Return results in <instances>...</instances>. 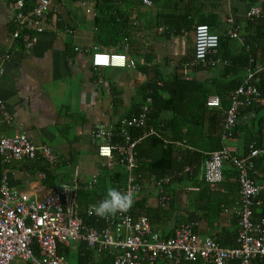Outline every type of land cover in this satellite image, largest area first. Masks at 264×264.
<instances>
[{
    "label": "crops",
    "instance_id": "crops-1",
    "mask_svg": "<svg viewBox=\"0 0 264 264\" xmlns=\"http://www.w3.org/2000/svg\"><path fill=\"white\" fill-rule=\"evenodd\" d=\"M15 1L0 0V67L3 68L0 73V140L2 137L26 134L37 147L51 148L58 161L49 164L42 158L36 161H11L4 165L0 156L3 168L0 181L7 175L11 188L35 200H43L61 184L78 182L84 185L93 177L103 174V159L98 155L99 143L93 133L101 126L118 125L120 129L124 118L141 114L144 107H148L150 112L152 99H146L150 91L145 90L148 84L162 86L165 81L179 78L210 85L216 79H234L232 75L224 77L220 66L198 68L194 65L193 26L196 23L208 20L212 32L227 36L234 25L230 20L247 29V12L253 6L260 7L264 12V0H152L151 7L142 0L120 2L118 21L128 25V36L118 52L125 53L134 65L93 68L91 60L95 49L106 50L98 41L103 33L96 25V15L87 13L79 2L54 0L59 14H51L46 31L39 33L16 22ZM87 6L96 12L94 2ZM184 16H188L190 21L182 20L176 25L174 19ZM249 28V32H253L252 27ZM240 36L241 40L231 39L235 40L232 41L234 49L238 44H243L245 35ZM255 54V63L264 67V50L258 47ZM250 67L251 63L240 76L244 78ZM164 96L169 97L168 94ZM212 96L218 95L212 93L209 97ZM228 102L230 105V97ZM186 104L187 101L182 108ZM221 107L222 102L217 109ZM150 113L147 128H136V135L132 132L134 129L130 130L133 138L144 136L149 128L156 132L146 137L149 140L142 142L140 154L145 161L144 187L134 201L136 213L147 216L151 227L163 238L171 237L180 224L193 218L199 219V237H212L222 245L224 232L237 231L238 228L234 213L239 200V183L232 175L234 171L230 161L224 164L225 179L220 186L211 187L204 182L205 156L215 152L210 150L212 146L208 138L219 130L216 129L213 113L209 115L214 122L213 129L210 125L203 132L200 129L191 130L190 136L195 133L192 136L195 141L193 145L184 140H173L172 136H176L177 131H172L171 127L164 129L162 123L170 125L173 122L172 113L160 112L155 120H152ZM262 116L264 102L258 106L257 113L253 111L243 116L241 122L244 130L235 137L224 140L225 134H221L222 146L228 147L234 156H243L247 152L245 145L249 135L255 134L258 140L264 138V125L261 128L258 126ZM220 126L225 129V116ZM186 131L183 128L182 134L187 135ZM153 136L161 138L165 145L173 143L175 158L178 161L182 159L187 164L185 167L191 166L190 160L197 159L192 152L200 154L197 164L193 163L192 168L196 167L192 177L184 174L180 168L172 174L171 183L163 189L154 184L158 175L151 170L149 163L165 167L168 161L167 158L162 160V157L153 159L159 145L158 138ZM118 140H122L121 135ZM259 160L256 162L258 174L255 177L261 181L264 159ZM44 163L50 168L49 174L43 170L46 167ZM115 170L124 171L120 167ZM112 181L115 184L118 182L113 176L108 182ZM162 195L170 199L167 209L159 205ZM80 199L84 201V195L80 198L79 194L77 201ZM225 206L227 212L222 210ZM81 246H62L58 252L66 259L71 252L78 254L76 264H80ZM83 251H92L87 264H109L94 248L83 246ZM10 264L30 263L16 258Z\"/></svg>",
    "mask_w": 264,
    "mask_h": 264
},
{
    "label": "built area",
    "instance_id": "built-area-1",
    "mask_svg": "<svg viewBox=\"0 0 264 264\" xmlns=\"http://www.w3.org/2000/svg\"><path fill=\"white\" fill-rule=\"evenodd\" d=\"M29 2L28 5L26 0L16 1V22L39 33L45 32L50 15L59 14L54 0ZM90 2L95 3V0L79 3L87 13L96 15V12L87 6ZM142 2L148 7L153 5L152 0ZM261 15L262 9L258 6H253L247 12L248 19L260 18ZM230 22L234 25L228 30L227 36L241 40L242 26L232 20ZM193 33L194 65L215 66L216 61L209 57L219 48V35L212 32L207 24L194 26ZM91 63L93 68H125L134 65L124 54L97 48L92 54ZM263 70L264 67L252 59L244 81L231 92L230 105L225 111L227 131L236 125L242 108L252 106L260 99L257 82ZM1 72L3 68L0 67ZM207 105L220 107L221 100L218 96L209 97ZM149 113V108L144 107L141 114L124 118L120 129L118 125L101 126L93 133L99 143L98 155L103 159L102 169H124L126 182L121 190L130 191L134 198L126 210L104 217L105 225L101 228L96 225L89 226L84 222L77 203L80 190L95 189L99 176L93 177L84 185L78 182L61 184L43 200H35L28 194L11 188L8 176L4 175L0 186V264H10L16 258L30 264H68L66 257L59 254V248L83 243L98 252L109 251L114 256L113 264H156L160 259L174 264L184 261L196 264H254L258 260L264 262V218L254 220L252 210L253 199L264 192V182L253 179L258 174L257 160L264 158V146L258 147L255 142L250 144L247 153L239 157L233 156L231 150L224 146L210 153L204 165L203 179L210 185H219L224 181L226 161L232 162L238 170L239 200L235 213L239 215V231L236 246L226 248L212 237L200 238L197 232L199 222L193 221L180 224L171 237L162 238L152 230L147 216L137 219L132 216L134 201L144 187V174L140 172L141 164L136 148L142 140L156 132L149 128L144 136L133 138L130 130L147 128ZM117 135L118 138L121 135V141L115 139ZM231 135L232 132L225 134L224 140L230 139ZM0 156L4 165L11 161H36L42 158L49 164L58 161V156L51 148L37 147L26 134L2 137ZM182 172L192 175L193 168L183 167ZM171 181L172 177L165 175L154 179V184L163 189ZM169 200L167 195L161 196L159 204L162 209L168 208ZM86 213L88 217L98 218L96 223L99 222L101 217L95 214V205L88 206Z\"/></svg>",
    "mask_w": 264,
    "mask_h": 264
},
{
    "label": "trees",
    "instance_id": "trees-1",
    "mask_svg": "<svg viewBox=\"0 0 264 264\" xmlns=\"http://www.w3.org/2000/svg\"><path fill=\"white\" fill-rule=\"evenodd\" d=\"M71 1L80 2V1H85V0H71ZM127 1L129 0H95V10H96L95 22H96L97 27L102 29L103 34L100 35V37L98 38V41L100 42L102 49L103 48L106 49L103 51H109L113 53L126 55L123 52L122 53L118 52L122 49L121 48L123 47L122 43L126 41V38L128 36V31H127L128 25H125L123 23H120V21H118L119 20L118 4L120 2H127ZM26 2L29 5L30 3L29 0H26ZM28 5L26 4V6ZM188 19H189L188 16H184V17H176L174 20H175V24L179 25L182 20L190 21ZM198 24H207L210 27V22L208 20H204V19L200 20L194 26ZM247 24H248L247 26L248 28L247 29L244 28L243 30L240 31V34L245 35V37H243L244 40H243L242 45L238 44L237 47L234 49L235 44L232 41H235L236 39L231 40V38L228 36H219L220 38L219 48L215 54H212L209 57V59H212V61H216V65L215 66L209 65L207 67H203L202 65L198 66V68H215V67L220 66L222 75L224 77L232 75L234 76V79H231V80H217L216 79L215 81H212V83L209 85V83H206V82L198 83V82L185 81L179 78H174V79H170L168 81L163 82L162 86H158L156 84H148L145 87V90L150 91V93L147 94L146 99L147 97H150L152 99V102H151L152 110L150 111L151 112L150 116L152 120L159 118V115L161 114L160 112L165 111V112L172 113L173 122H171L170 125L167 123L165 125V122H164L162 123V125L164 129L165 127L166 128L171 127L172 131L174 132L177 131V134H175L176 136L174 135L172 136L173 140H180V141L184 140L188 142L189 145L195 144L194 138L192 137L193 135L195 136V133H192L193 135L190 136L191 130L200 129L203 132L205 128L207 129L208 127H210V125H212V129H213L214 122L209 117V115L213 113V116L216 119V123H217L216 129H219V130L217 134L211 133L212 137L209 136L208 139H209L210 146H212L210 150L217 151V150H220L222 147H224L222 146L223 144L221 142L222 133L229 135V132H232L230 139L235 137L238 132H241L244 130L243 122H241V120L243 119V116L249 115L253 111L257 113L258 106H260L264 102V70L259 74L260 80H258L257 82L258 89L261 93L260 99L256 103H254L252 106L241 109L237 123L233 128H231V130L227 131L226 129L221 128L220 126V122L224 118L225 111L227 110L228 105H229L228 97H230L229 96L230 93L234 91L237 87H239L246 77V76L244 78L241 77L240 76L241 73L245 71V68L248 67L249 63H251L250 59L255 58V55H256L255 53H257V48L260 47L262 51L264 50V12L262 11V15L260 16V18L249 19ZM103 27L105 29H103ZM249 27H252L253 32H249V29H250ZM176 29L180 30L178 28ZM243 31H245V33ZM232 44H233V47H232ZM212 93L217 94L221 98V102H222L221 108H218V109L217 107L210 108L207 105L208 98ZM165 94H168L169 97L166 98L164 96ZM186 101H187V104L184 106L185 108H182L183 103ZM131 117L132 116H128V118H131ZM178 118L180 119V121H177ZM263 125H264V116L260 117L258 121V126H260V128ZM183 128H186V130L189 132L188 133L186 131L187 135L182 134ZM222 129H224L223 130L224 132L222 131ZM135 130L136 128L132 131L134 135H136V133H134ZM262 134H263V131L260 135ZM153 137H155V139L158 138L157 140L159 142V145L156 147L154 151L155 157H153V159L162 157V160H163V158H167L168 165L163 167L159 164L155 165L154 163H149V166L151 170L156 175H158L156 177L157 179H160L164 177L165 175H169L173 177L172 174L174 172L178 171L180 168L183 169V167H185L184 165H187V164H184V161H182V159L178 161L177 158H175L176 150H175V147L173 146V143L165 145L161 138L157 136H153ZM147 139L148 138L144 139L142 142H144ZM263 139L264 138H262L261 140H258L255 134L249 135V138L248 140H246V145H245L247 149L246 151L248 152L249 146L252 142H255L258 147L264 146ZM142 142L136 148L137 158L140 164L142 163V165L140 166V172H143V169H145L144 168L145 161L143 160L140 154V151L142 148ZM187 152L188 151H184V153L190 154ZM191 154H194L195 156L194 158H197L194 161L190 160L189 161L190 163L188 162L189 165L191 164V167H192L194 166L193 163L197 164L198 160H200V154L195 153V152H192ZM205 158L207 159L208 156H205ZM262 159L264 158H261L260 160ZM229 164L234 171L232 175L236 176L237 178L238 170L232 164V162H229ZM44 165L46 164L44 163ZM195 167H193V174H194ZM43 170L49 174L50 168L46 165V167H44ZM224 173H225V168H224ZM193 174L192 175L187 174V175L189 177H192ZM262 174H263L262 175L263 180L258 181L259 179L256 178L255 176L253 179L257 182H264V171ZM125 175H126L125 170L124 171L104 170L103 174L99 176V183L95 189H92L91 191L80 190L79 192L80 198H82L84 195L85 200L81 201L80 199V201H77L78 206H79V213L87 225L89 226L96 225L99 228L105 225L104 217H101L99 219V222L96 223V220L98 218H94V216L88 217L86 210L89 205L93 203L97 204L101 199H103L107 191L110 188L116 187V188L122 189L126 182ZM2 176H3L2 159L0 158V180ZM112 176L113 178L117 179L118 181L117 184H115L114 181L108 182V180H110ZM1 183L2 182L0 181V185ZM208 185L211 187L220 186V184L219 185L208 184ZM238 190H239V186H238ZM84 192H88V193L85 194ZM225 209H227L226 206L223 207L222 210L227 212V210ZM252 210H253L254 220H260L264 218V192L253 199ZM131 214L135 219L140 217V215L136 213V208L134 204L131 209ZM234 217L237 220L238 228L236 229L237 231L234 230L233 232L231 231L224 232V235H223L224 240L221 246L226 247V248H231L237 245V237H238V231H239L238 213H234ZM192 221L199 222V219L193 218L185 223H189ZM149 222H150V219H149ZM152 230L156 232L153 228ZM216 241L218 240L216 239ZM83 246H88V245L83 243L81 248L79 249V253H80L79 262L80 264H87V262H89L90 256L92 255V251L82 252ZM95 251L97 250L95 249ZM98 254L102 256V259L105 262L107 261L109 264H113L114 256L109 251L106 250V251L98 252ZM157 263L174 264V263L164 261L163 259L158 260L156 264ZM180 264H196V263L184 261ZM254 264H264V262L261 260L260 261L258 260L254 262Z\"/></svg>",
    "mask_w": 264,
    "mask_h": 264
},
{
    "label": "clouds",
    "instance_id": "clouds-1",
    "mask_svg": "<svg viewBox=\"0 0 264 264\" xmlns=\"http://www.w3.org/2000/svg\"><path fill=\"white\" fill-rule=\"evenodd\" d=\"M133 199L130 191H122L116 187L110 188L104 198L95 205V214L100 217L114 215L126 210Z\"/></svg>",
    "mask_w": 264,
    "mask_h": 264
},
{
    "label": "rangeland",
    "instance_id": "rangeland-1",
    "mask_svg": "<svg viewBox=\"0 0 264 264\" xmlns=\"http://www.w3.org/2000/svg\"><path fill=\"white\" fill-rule=\"evenodd\" d=\"M77 257H78V254L71 252L67 258L68 264H76L77 263Z\"/></svg>",
    "mask_w": 264,
    "mask_h": 264
}]
</instances>
